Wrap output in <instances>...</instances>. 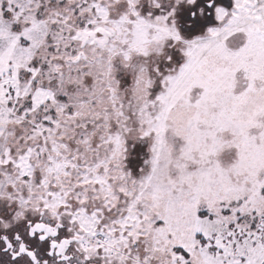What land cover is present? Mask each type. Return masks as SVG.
<instances>
[{
    "label": "snow or ice",
    "instance_id": "1",
    "mask_svg": "<svg viewBox=\"0 0 264 264\" xmlns=\"http://www.w3.org/2000/svg\"><path fill=\"white\" fill-rule=\"evenodd\" d=\"M0 264H264V0H0Z\"/></svg>",
    "mask_w": 264,
    "mask_h": 264
}]
</instances>
